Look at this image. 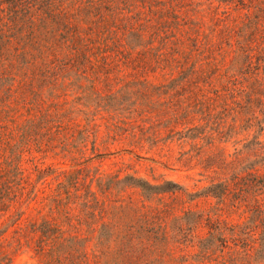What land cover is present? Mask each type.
<instances>
[{"label": "rangeland", "instance_id": "374dc122", "mask_svg": "<svg viewBox=\"0 0 264 264\" xmlns=\"http://www.w3.org/2000/svg\"><path fill=\"white\" fill-rule=\"evenodd\" d=\"M125 1L78 3V52L0 114V264H103L120 207L171 230L172 264L195 263L208 218L247 221L226 205L264 177V0Z\"/></svg>", "mask_w": 264, "mask_h": 264}, {"label": "trees", "instance_id": "16d2710c", "mask_svg": "<svg viewBox=\"0 0 264 264\" xmlns=\"http://www.w3.org/2000/svg\"><path fill=\"white\" fill-rule=\"evenodd\" d=\"M82 2L86 3L90 17H98L94 0H0L1 115L10 108L8 102L20 101L24 84L29 81L27 84L31 85L35 70L48 68L55 59L78 52V46L84 41L81 37L74 38L81 36L77 24L80 18L71 10ZM123 2L121 11L128 6ZM3 128L0 124V132ZM244 186L242 198L226 206L229 214L245 215L247 221L232 224L212 222L208 218L209 236L200 241L194 264H264V177L257 181L250 179ZM137 187L148 198L151 194L180 189L173 182L161 186L138 182ZM216 187L221 190L219 198L224 204L230 192L225 186ZM128 210L133 213L130 217L126 214ZM159 220L156 215H139L135 207L118 208L116 220L102 226L103 235L106 231L110 233L113 226L111 239L114 241V247H109L104 254L103 264H172L171 230ZM184 227L178 228L180 240L188 242L191 235ZM83 263L72 261V264Z\"/></svg>", "mask_w": 264, "mask_h": 264}]
</instances>
